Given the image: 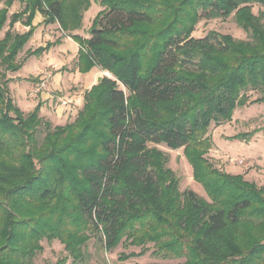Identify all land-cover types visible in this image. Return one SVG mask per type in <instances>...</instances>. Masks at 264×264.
Listing matches in <instances>:
<instances>
[{"label":"trees","instance_id":"1","mask_svg":"<svg viewBox=\"0 0 264 264\" xmlns=\"http://www.w3.org/2000/svg\"><path fill=\"white\" fill-rule=\"evenodd\" d=\"M0 2V264H34L44 240L63 245L55 264H79L92 238L106 252L139 249L121 263L150 252L174 264H264V187L204 158L212 124L264 104V0H98L87 39L73 33L89 0ZM14 2L23 8L8 17ZM37 13L78 45V72L108 74L72 123L53 128L38 109L20 113L8 90ZM231 17L246 40L193 37L200 21ZM159 145L183 149L207 200L180 190Z\"/></svg>","mask_w":264,"mask_h":264},{"label":"rangeland","instance_id":"2","mask_svg":"<svg viewBox=\"0 0 264 264\" xmlns=\"http://www.w3.org/2000/svg\"><path fill=\"white\" fill-rule=\"evenodd\" d=\"M89 3L88 8L82 14L79 30L73 33L83 39H87L93 21L102 10L98 5V0H89ZM4 7V3L0 2V9ZM22 8L23 3L14 2L9 8L8 17L13 13L20 12ZM259 10L257 6H254L253 13L257 15ZM36 17L42 24L39 27L34 26L37 23ZM21 24L16 23L13 29L14 33L27 31L28 28ZM32 25L34 26L32 36L17 56V62L22 63L19 73L16 75L7 73L8 76L13 77L8 84L10 96L20 113L27 114L38 109L42 122H50L52 128L72 123L78 111L83 107V96L90 90L88 89L90 82L96 77L91 76L89 81H85L88 78V72L80 73L74 67V60L71 57L76 50L75 45L62 35L57 24L44 25L42 14L37 13ZM7 29L8 20L0 31V39L3 38ZM209 31L230 35L238 40L247 39L246 34L236 25L233 17L226 20H202L197 24L193 37H203ZM40 48L43 49L40 54L28 55L29 52ZM95 72L97 69H94L90 75ZM104 74L100 71L99 77L105 76ZM32 83H35L34 86L42 83L44 85L39 91L34 92ZM77 92H81V95ZM44 93H48L49 98L48 96L41 98ZM251 97L255 99L258 94L252 93ZM44 134L45 130L41 125L36 135L39 143ZM208 135L211 146L204 158L214 170L229 175H241L244 181L254 183L257 187H264V104L236 107L231 120L220 125L212 124ZM155 147L166 155V168L170 169L180 180V190H192L207 200L202 187L192 178V170L183 154V149L173 151L163 145ZM41 246L43 251L34 258V264H55L66 255L63 245L58 241L48 243L44 240L41 242ZM138 250L130 248L123 251L119 245L111 252H106L92 238L84 248L85 260L79 264H147L155 262L174 264L178 262L156 259L150 252L141 258L130 259L124 263L118 261L121 252H138ZM66 264H72L71 260H68Z\"/></svg>","mask_w":264,"mask_h":264},{"label":"crops","instance_id":"3","mask_svg":"<svg viewBox=\"0 0 264 264\" xmlns=\"http://www.w3.org/2000/svg\"><path fill=\"white\" fill-rule=\"evenodd\" d=\"M35 20H36L37 23H36L34 26L39 27L40 25H42V24H40L41 21H40V19H39L38 17H36ZM37 20H38V21H37ZM56 26H57V28H58V25H56ZM44 27H45V26H44ZM14 28H15V27H14ZM75 32H76V31H75ZM75 32H74V33H75ZM67 40H68L69 42L73 43V44L75 45V48H76V50H74V54H73V56L71 57L72 60H74V67H75V64H76V58H77V53H78L79 47H78V45H77L75 42H73L70 38H68ZM94 69H97V72H95V74H93V75H90V73H92V72L94 71ZM19 71H20V70H19ZM19 71L16 72V73H14V75L18 74ZM99 72H100V70H99L98 68H92V69L88 72L89 75H88V78H86L85 81H89L91 76L96 77L95 80H93L92 82H90V86L88 87V89H90L91 86L94 85V83H95V84L97 83V79L100 78V77H99ZM18 76L20 77V75H18ZM12 79H13V77H12ZM87 79H88V80H87ZM91 79H92V78H91ZM33 82H34V81H33ZM34 84H35V83H32L33 86H34ZM88 89H87V90H88ZM77 93H80V95H81V92H77ZM46 96H48V93H44V94H42L41 98H46ZM80 97H81V96H80ZM48 98H49V96H48Z\"/></svg>","mask_w":264,"mask_h":264},{"label":"built area","instance_id":"4","mask_svg":"<svg viewBox=\"0 0 264 264\" xmlns=\"http://www.w3.org/2000/svg\"><path fill=\"white\" fill-rule=\"evenodd\" d=\"M104 75H105V76H108L107 73H105ZM43 85H44V84L42 83L41 85L34 86L32 90H33L34 92H35V91H39V90L41 89V87H43Z\"/></svg>","mask_w":264,"mask_h":264},{"label":"water","instance_id":"5","mask_svg":"<svg viewBox=\"0 0 264 264\" xmlns=\"http://www.w3.org/2000/svg\"><path fill=\"white\" fill-rule=\"evenodd\" d=\"M100 79H101V78H98V79H97V82H98Z\"/></svg>","mask_w":264,"mask_h":264}]
</instances>
